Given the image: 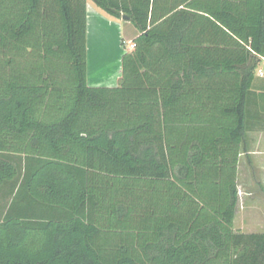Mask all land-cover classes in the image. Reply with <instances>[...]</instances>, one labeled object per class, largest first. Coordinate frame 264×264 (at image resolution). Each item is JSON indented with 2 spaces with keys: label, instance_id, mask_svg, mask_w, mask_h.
Masks as SVG:
<instances>
[{
  "label": "trees",
  "instance_id": "trees-1",
  "mask_svg": "<svg viewBox=\"0 0 264 264\" xmlns=\"http://www.w3.org/2000/svg\"><path fill=\"white\" fill-rule=\"evenodd\" d=\"M87 1L138 30L115 87ZM262 58L264 0H0V264H264L233 227Z\"/></svg>",
  "mask_w": 264,
  "mask_h": 264
},
{
  "label": "crops",
  "instance_id": "crops-1",
  "mask_svg": "<svg viewBox=\"0 0 264 264\" xmlns=\"http://www.w3.org/2000/svg\"><path fill=\"white\" fill-rule=\"evenodd\" d=\"M106 16L108 18H106ZM130 24L127 19H115L94 6L86 3V39L87 71L89 69V44H97L104 37L103 28L111 33L113 42L119 50L118 76L120 78L121 57L126 52L119 47L123 25ZM138 35V34H137ZM136 35V36H137ZM135 36V37H136ZM134 37V38H135ZM133 38V39H134ZM133 41V40H132ZM129 42V41H128ZM103 44V42H102ZM260 61L264 63V58ZM118 78V80H119ZM89 80V79H88ZM87 83L89 85V81ZM108 82L111 79H107ZM91 87H105L98 79H91ZM117 81V80H116ZM115 83H113V86ZM106 87H112L108 85ZM250 100L248 101V121L245 141L240 147L238 156L236 185L238 205L233 221L235 231L244 234L264 233V79L253 78Z\"/></svg>",
  "mask_w": 264,
  "mask_h": 264
},
{
  "label": "rangeland",
  "instance_id": "rangeland-1",
  "mask_svg": "<svg viewBox=\"0 0 264 264\" xmlns=\"http://www.w3.org/2000/svg\"><path fill=\"white\" fill-rule=\"evenodd\" d=\"M106 18L108 17L106 16ZM121 24L123 25V22ZM123 26L124 27L120 38L119 47L121 51L127 52L132 50L131 43L133 38L138 34V30L131 23ZM103 32L104 37L102 41L97 44H92V42L89 44V69L87 71V80L89 79V85H92L90 80L95 78L101 81L99 82L100 84L97 83V85H103L105 87L108 85H112V87H115L118 84L119 78V50L117 45L113 42L111 33L108 31V29L103 28ZM258 70L264 71V63L262 61L258 63L255 69V78L258 77ZM109 78L111 79V81L108 82L107 79ZM113 83H115V86H113ZM0 205H2L1 201Z\"/></svg>",
  "mask_w": 264,
  "mask_h": 264
},
{
  "label": "built area",
  "instance_id": "built-area-1",
  "mask_svg": "<svg viewBox=\"0 0 264 264\" xmlns=\"http://www.w3.org/2000/svg\"><path fill=\"white\" fill-rule=\"evenodd\" d=\"M133 47H134V45H133V43H131V49H133ZM257 75H258L259 78H263L264 79V71L263 70H258L257 71Z\"/></svg>",
  "mask_w": 264,
  "mask_h": 264
},
{
  "label": "water",
  "instance_id": "water-1",
  "mask_svg": "<svg viewBox=\"0 0 264 264\" xmlns=\"http://www.w3.org/2000/svg\"><path fill=\"white\" fill-rule=\"evenodd\" d=\"M122 19H126L125 17H123Z\"/></svg>",
  "mask_w": 264,
  "mask_h": 264
}]
</instances>
